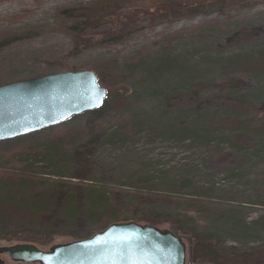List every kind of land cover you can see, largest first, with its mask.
Segmentation results:
<instances>
[{"label": "rangeland", "instance_id": "374dc122", "mask_svg": "<svg viewBox=\"0 0 264 264\" xmlns=\"http://www.w3.org/2000/svg\"><path fill=\"white\" fill-rule=\"evenodd\" d=\"M196 2L134 18L121 43L68 62L69 72L104 73L106 111L0 142V173L31 166L125 203L137 197L132 210L117 209L121 216H171L187 262L193 237L210 238L229 258L264 250V0H0V39L33 34L0 50V87L61 69L74 25L103 30L131 11ZM164 57L174 62L160 68ZM78 218L38 247L94 229L85 213ZM156 227L173 232L170 223Z\"/></svg>", "mask_w": 264, "mask_h": 264}, {"label": "trees", "instance_id": "16d2710c", "mask_svg": "<svg viewBox=\"0 0 264 264\" xmlns=\"http://www.w3.org/2000/svg\"><path fill=\"white\" fill-rule=\"evenodd\" d=\"M199 3L186 4L179 8L162 7L153 12L131 11L129 14L118 15L110 18L112 22L109 28L103 30L90 31L91 29H80L76 25L68 29L72 39L71 48L60 58L61 69L51 71L52 67H46L45 71L34 77L47 74H60L72 71L68 62L82 54L85 50L93 46H113L126 39V26L132 23L133 19L142 17H155L172 12L178 9L189 10ZM199 7V6H198ZM197 7V8H198ZM78 10L69 12V16ZM173 13V12H172ZM106 17H102L103 22ZM85 25L91 26L93 23H103L99 18L94 22L87 19ZM135 29V26H133ZM33 34L27 33L21 37H3L0 39V50L20 41L28 40ZM174 59L164 57L160 59V68L173 63ZM162 66V67H161ZM98 78V83L107 89V99L104 106L97 111L85 113L84 115H99L106 111L109 106L108 100L112 94L108 90L104 73L100 69L94 70ZM197 95L196 93H192ZM82 116V115H80ZM78 116V117H80ZM78 117H74L75 119ZM70 119L69 121L73 120ZM74 155H77L76 153ZM39 175L31 171V166L22 167L19 172L0 173V242L33 244L40 247L50 246L56 238L63 234L58 230L65 226L67 222H78L80 215L85 213L87 218L83 222L94 220V229L84 235H71L75 241H81L92 237L94 234L104 231L110 225L123 222H145L146 225L155 226L162 223L172 224L173 233L182 235V228L173 223L171 216L152 211L140 218L136 215L132 218L121 216L117 209L121 207L132 210L136 203L133 197L125 203L117 193H111L109 197L103 191H98L95 187L88 185L80 187L69 183L63 176ZM102 216V217H101ZM25 224L17 227V224ZM186 233L184 237L186 238ZM189 251L187 264H263L264 250L256 252H242L240 255L234 254L232 257L223 256L218 246L210 241V238L189 239ZM237 256V257H236Z\"/></svg>", "mask_w": 264, "mask_h": 264}, {"label": "water", "instance_id": "95a60500", "mask_svg": "<svg viewBox=\"0 0 264 264\" xmlns=\"http://www.w3.org/2000/svg\"><path fill=\"white\" fill-rule=\"evenodd\" d=\"M107 89L82 70L0 87V142L13 140L100 110ZM0 256L23 264H186L183 239L136 222L115 223L92 237L48 250L33 244L0 246Z\"/></svg>", "mask_w": 264, "mask_h": 264}, {"label": "flooded vegetation", "instance_id": "af4514ba", "mask_svg": "<svg viewBox=\"0 0 264 264\" xmlns=\"http://www.w3.org/2000/svg\"><path fill=\"white\" fill-rule=\"evenodd\" d=\"M7 260L10 261V263L12 264H23V263H18V262H15V261H12L11 259H9L8 257L6 256H0V264H7Z\"/></svg>", "mask_w": 264, "mask_h": 264}]
</instances>
